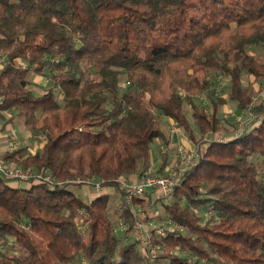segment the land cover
I'll list each match as a JSON object with an SVG mask.
<instances>
[{
    "label": "trees",
    "instance_id": "1",
    "mask_svg": "<svg viewBox=\"0 0 264 264\" xmlns=\"http://www.w3.org/2000/svg\"><path fill=\"white\" fill-rule=\"evenodd\" d=\"M263 25L264 0H0V109L15 108L46 136L39 151L4 159L118 188L120 177L149 166L156 140L167 142L157 113L196 140L187 102L201 135L220 130L217 111L193 99L213 89L212 71L229 75L237 108L249 107L242 75L264 86V60L249 51L264 46ZM89 68L95 78L84 79ZM49 71L53 85L36 93L28 73ZM250 111L254 122L241 133L205 142L173 200L135 198L162 202L185 228L152 229V243L168 250L164 264H264V159L253 158H264V101ZM14 180L0 174V264H149L137 241L122 243L133 232L124 196L117 215L110 192L86 200L71 184ZM204 206L215 216L202 223L196 210Z\"/></svg>",
    "mask_w": 264,
    "mask_h": 264
},
{
    "label": "rangeland",
    "instance_id": "2",
    "mask_svg": "<svg viewBox=\"0 0 264 264\" xmlns=\"http://www.w3.org/2000/svg\"><path fill=\"white\" fill-rule=\"evenodd\" d=\"M263 30H264V25L260 28L259 32ZM249 51L257 55L261 60H264V46L255 45L249 48ZM3 56L5 58L4 53ZM51 75L52 74L49 71L46 72V75L39 76L37 78V81L36 80L32 81L31 88L36 93H43L45 89L53 85ZM28 78H30L29 75ZM83 78L84 79L95 78L94 68L84 69ZM210 78L214 82L213 89L211 91L207 90L201 92L196 96H194L193 99L195 105H197L199 108H202L207 112H213L214 110L217 111L218 116L220 117V126H221L220 130H217L215 132L213 131L207 132L201 135L197 131L196 125L193 122L194 120L192 116V111H193L192 106L188 105L187 102L184 104L185 112L187 113L189 119L192 121V127L196 140L191 139L188 133L184 129H182L174 120L157 113V116L159 120L162 121V123L163 120L166 119L163 125L166 128L168 140L166 139L167 142H164L162 140L155 141V144L152 146L151 163L146 169H142V170L140 169L141 171H139V173L145 171H150L152 172V174H157V175L172 173L174 179H179L180 176L182 175V172L180 170L181 163L177 157L178 146H184L190 151H196L199 155V152L205 146L204 144L206 141L220 140L219 138H222L221 140H226L227 137L229 136H233L235 134L241 133L245 127L251 125L254 122V115L251 113L250 108L255 104H258L259 102L264 101L263 84L259 80L255 79L254 75L247 73L242 75L243 87L245 88L247 93L245 100L249 107L244 109H239L237 108L236 103L228 98V94L231 89L229 75L224 74L219 70H214L212 71ZM125 88H126V82L122 80L121 90L123 91ZM60 95L63 96V93H60ZM11 110L13 117L16 116L17 115L16 109L11 108ZM34 134L36 135L35 137L38 138V135L42 133L34 132ZM15 139L18 140L19 142L21 141V139L24 140V138L20 136H18V138L16 137ZM253 158L260 164V166L263 165V159H264L263 157L255 155ZM124 177L129 178V176H124ZM69 188H71L79 196L81 197L85 196L88 200L90 199V196L87 194L85 195V191L87 189L89 191H93L94 192L93 194L97 193L93 188H87L80 184L69 185ZM104 191L110 192V201H109L110 211L113 213L116 212L117 215H121L123 211L121 201L124 195L120 190V188L105 186L103 192ZM142 198H150L153 201L156 200L157 198H162V200L166 202L173 200L172 193L170 196L166 197L162 195L160 191L157 190H149L142 196ZM125 204L127 207L133 209V219L136 212L143 211L144 216L146 218V223L149 225L150 228H153L151 225V223H153V225H155L154 229L162 230L164 233H166L167 229L169 228H178L180 231L183 232L185 231V228L182 225L178 224L173 219L169 218L168 214L166 213L164 204L160 201L152 205H148L146 201L144 202V204H142L141 202H137L134 199L131 203L125 202ZM196 211L200 216H202V220H201L202 223H205L207 220H212V218L215 216L213 206L200 207ZM123 218L125 219V217H122V219L119 222V225L121 222H125ZM119 234H120L119 236H121L126 234V232H124L121 229L119 231ZM133 235H134L133 232L128 233L126 239L122 240V243L124 244L128 242H136L135 237ZM136 248H138L141 251L138 244L136 245ZM159 250H160L159 256L166 254V252H168V250L164 248L163 244L160 246ZM176 250L178 252L180 249L177 247ZM176 250L175 253H177ZM183 252L184 251L182 250L180 251L182 255L187 256V254ZM160 258L161 257H159L157 264H164V261L162 260V258L161 259ZM190 261L192 264H201L195 262V259H190ZM83 263L86 264V262Z\"/></svg>",
    "mask_w": 264,
    "mask_h": 264
},
{
    "label": "built area",
    "instance_id": "3",
    "mask_svg": "<svg viewBox=\"0 0 264 264\" xmlns=\"http://www.w3.org/2000/svg\"><path fill=\"white\" fill-rule=\"evenodd\" d=\"M5 58L3 55L0 57V70L4 66ZM40 139L45 141L46 136L44 134H40L38 136ZM220 140L222 138H219ZM177 157L181 163V172L183 173L185 170L190 168L192 164L197 160L198 153L196 151H190L184 146L177 147ZM0 174H3L7 177L29 181L31 179L37 181H47L51 183L57 184H80L87 188H93L97 193H100L105 189L106 181L104 178L98 176H73L67 179L59 180L52 174L45 172L43 170H37L32 167L23 168L19 165L10 166L0 161ZM179 182V179H174L172 173H166L163 175L152 174L150 171H145L139 174V178L137 180H133L130 178L120 177L117 180L118 187L122 191L124 195V200L127 203H131L136 197H139L149 190H157L162 193V195L168 197L174 190V187ZM126 228V224L121 222L119 227L115 229V232L118 233L121 229L124 230ZM133 233L135 240L138 242L141 250L144 251L149 259V264H157L160 253V246L154 245L152 243L153 232L149 225L146 223V218L144 216L143 211H139L135 213L133 219ZM158 233L160 235H164L165 233L162 230L158 229Z\"/></svg>",
    "mask_w": 264,
    "mask_h": 264
},
{
    "label": "crops",
    "instance_id": "4",
    "mask_svg": "<svg viewBox=\"0 0 264 264\" xmlns=\"http://www.w3.org/2000/svg\"><path fill=\"white\" fill-rule=\"evenodd\" d=\"M28 75L32 81L33 80L37 81V78L40 76L36 74L34 75L32 72L28 73ZM165 121L166 119L163 120V123L162 121H160V123L166 134V139H167L166 128L163 125ZM18 136L23 137L24 140L21 139V141L19 142L18 140L15 139L16 137L18 138ZM35 136L36 135L34 134L33 130L29 126L24 124L22 116H20L17 113V115L13 117L11 109H0V161L10 166H17L20 160L18 162L15 160H12V161L5 160L3 155L6 152H12L15 150L22 149L23 157H25V156L31 155L39 151L42 148L44 141L40 139L39 137H38L39 139L36 138ZM154 144L155 142L152 144V146ZM139 174L140 173L138 171L130 175L129 178L133 180H137L139 178ZM11 184L28 185V181H15L14 180V181H11ZM93 193H94L93 191H89L88 189L85 191V195L86 194L89 195L90 199L94 197L95 194ZM83 198L88 200L85 196ZM151 225L153 228H155V225H153V223H151Z\"/></svg>",
    "mask_w": 264,
    "mask_h": 264
}]
</instances>
